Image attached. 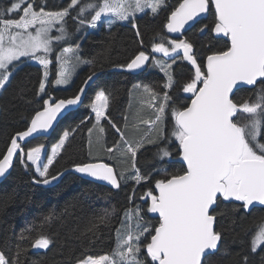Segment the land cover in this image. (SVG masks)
I'll return each instance as SVG.
<instances>
[{
	"label": "snow or ice",
	"instance_id": "1",
	"mask_svg": "<svg viewBox=\"0 0 264 264\" xmlns=\"http://www.w3.org/2000/svg\"><path fill=\"white\" fill-rule=\"evenodd\" d=\"M46 6L47 0H8L0 6V90L11 83L21 58L43 66L37 92L39 107L0 153V177L13 167L14 160L34 173V184L49 185L63 175L52 174L50 169L85 119L63 131L50 153L44 143L33 146L31 140L53 129L58 117L71 112L72 106L82 104L97 75L93 71L71 97L50 94L49 85L69 83L70 58L76 64L81 62L80 45H70L73 33L68 29V19L75 24L76 32L85 27L94 29L98 24L110 29L126 22L135 30L140 47L128 61L115 67L129 73L145 70L146 66L158 68L164 74V90L157 92L144 83L133 85L141 105V114L133 125L141 134L133 138L109 118V95L104 89L96 91L91 99L88 107L94 114L93 127L100 134L97 142L106 131L101 121H107L119 138L113 146L104 148L106 155H96L72 167L76 173L106 182L117 191L131 186L130 206L122 210L111 252L84 256L77 264H208V256L219 251L223 243L224 233L218 223L228 206L233 211L264 206V0H178L164 25L166 33L175 36L160 35L159 41L154 37L150 49L136 24L137 14L146 9L158 14L166 0H69L59 10H46ZM207 15L213 18L211 25L202 24L198 31L211 41L223 40L224 45H210L208 54L198 58L196 45L185 32ZM53 31L58 34L52 35ZM56 45L61 47L53 57ZM53 60L58 76L50 81ZM185 62L192 73L182 91L189 94L190 103L177 107L169 94L176 86L173 66ZM249 87L252 91L247 98L237 97ZM144 109L152 115L144 118ZM141 125L145 126L143 130ZM88 131L91 135L92 129ZM148 151H152L148 163L156 168L154 174L138 166L139 158ZM106 160L126 166L117 169ZM174 163L181 167L169 171ZM136 186H147L138 197L143 204L134 203ZM118 211L115 206L104 209L88 231L98 230L100 224L110 225ZM147 213L155 214V223L145 220ZM55 218V213H49L39 226L22 229L14 253L8 256L0 251V264H24L29 249H49L53 240L44 226ZM260 221L254 232L241 228L234 236L233 243L244 244L248 250L245 253L242 248L234 254L239 258L237 264H252L248 253L264 252V217ZM33 231L37 233L34 237ZM260 261L264 264V255Z\"/></svg>",
	"mask_w": 264,
	"mask_h": 264
},
{
	"label": "trees",
	"instance_id": "2",
	"mask_svg": "<svg viewBox=\"0 0 264 264\" xmlns=\"http://www.w3.org/2000/svg\"><path fill=\"white\" fill-rule=\"evenodd\" d=\"M7 2L8 0H0V6L6 5ZM68 2L69 0H47L46 10H59L67 6ZM177 2L178 0H166V6L161 8L158 14L153 15L148 12L136 19L147 48L150 49L154 37L157 41L160 35L164 34L171 38L166 33L164 25ZM212 19V16L208 15L200 21V24L185 33L186 38L196 45L198 58L208 54L210 45L216 48L224 45L223 40L211 41L209 36L198 31L202 24L211 25ZM68 29L73 33L70 45H81L82 57L91 63L79 72L71 88L56 89L53 83L48 87L50 94L55 98L71 97L83 86L84 81L93 71L99 74V77L90 89L85 103L76 112L67 116L51 137L31 140L33 146L44 143L49 150L58 142L63 131L75 127L81 119H85L86 122L70 135L61 156L57 158L58 162L50 169L52 174L63 172L61 181L54 186L34 184L32 182L34 173L26 171L18 161H15L11 174L0 184V251H4L8 256L15 252L17 237L22 229L29 225L39 226L45 216L55 213L54 221L44 226V231L51 236L53 243L43 252L29 249L23 257L24 264H77V260L84 256L97 257L111 252L115 229L119 227L122 210L130 206L128 195L131 186H123L117 191L84 179L74 172L73 164L91 160L88 130L94 128L95 119L88 105L96 91L104 89L109 95V118L124 131L125 135L133 138L141 134V132L137 133L133 127L135 123L132 124L128 118L133 85L144 83L151 85L157 92L164 90V74L158 68L147 66L143 72L135 74L115 67L128 61L140 47L139 38L130 24L121 23L110 29L106 25L98 24L94 29L85 27L76 32L75 24L69 18ZM156 56L171 63V60L164 58L162 54ZM21 61L18 63L14 78L0 96V153L5 151L10 137L24 128L30 116L34 114V110L39 107L37 92L43 70L31 64L28 59ZM173 67L176 86L169 91V94L179 107L184 103H190L187 93L182 91V86L187 82L192 69L186 62ZM57 76V64L54 60L50 81H54ZM251 91V88L242 89L237 93V97L247 98ZM102 125L106 130L104 144L106 147H111L118 140V134L107 121H103ZM150 161H152V151L145 152L143 157L139 158L138 166L142 171L154 174L156 168L148 163ZM105 162L115 164L111 161ZM115 166L120 168L126 165L116 162ZM180 167L179 163H174L169 167V171H175ZM136 188L137 199L134 203L143 204L138 197L147 190V186H136ZM112 206L120 211L112 217L111 224H100L98 230L88 231L96 218L103 215L104 209L111 210ZM262 217H264V206L250 211L243 209L233 211L232 206L229 205L226 215L218 223V228L224 233L223 243L219 251L207 258L208 264H237L239 258L234 254L240 252L242 248L245 253L248 250L244 244L233 243L234 236L241 232V228H250L254 232ZM144 218L155 223V214L147 213ZM36 234L35 231L32 232L33 237ZM248 254L252 264H261L260 256L264 255V252L258 250L257 253Z\"/></svg>",
	"mask_w": 264,
	"mask_h": 264
},
{
	"label": "rangeland",
	"instance_id": "3",
	"mask_svg": "<svg viewBox=\"0 0 264 264\" xmlns=\"http://www.w3.org/2000/svg\"><path fill=\"white\" fill-rule=\"evenodd\" d=\"M148 12L151 13V11L149 9H146L145 13H138L137 14V19L143 17ZM124 23H126V22H124ZM57 34L58 33H56L55 31H53V33H52V35H57ZM55 47H56V52L53 54V57H54L55 54H58L61 46L56 45ZM72 47H75V46H72ZM79 55L81 57V62L80 63L76 64L75 61L73 59H71V58L69 60V69H68V71L70 73V81H69V83L66 84V85H59V86L54 85L56 89H68V88H71L73 86V84H74L79 72L87 66L88 63H85L84 61H86V60L82 57L81 45H80ZM69 56L71 57L72 54H69ZM53 57H50V58H53ZM23 59H28V58H21V60H23ZM29 62L31 64H33V65H37V66L41 67L42 70H43V66H41L37 61L29 60ZM53 65H54V60H53V64L49 66V71H50L49 80H51L52 75H53ZM73 65H75V66H73ZM2 93H3V90H0V96H1ZM128 112H129L128 118H129V120H131V123L132 124L136 123L138 121L139 115L141 114V105L139 103L138 95L134 91L131 92L130 106H129ZM0 114H1V108H0ZM142 114H143L144 118H148V117H150L152 115V113L149 110H147V109H144ZM102 122L103 121H101V124H102ZM144 127L145 126L141 125L140 126L141 130H143ZM137 133H138V131H137ZM98 135H100V134L98 133V130L96 128H93L91 135H89V137H90L89 145H90V154H91L90 158L91 159H92V157H94L96 155H106V153H104V151H103L104 148L106 147L105 144H104V142H105V133L103 134V138L100 140L99 143L97 142ZM50 149H49V153H50ZM106 161H110V160H106ZM111 162L116 164V162H114V161H111ZM117 169H119V168L117 167Z\"/></svg>",
	"mask_w": 264,
	"mask_h": 264
},
{
	"label": "water",
	"instance_id": "4",
	"mask_svg": "<svg viewBox=\"0 0 264 264\" xmlns=\"http://www.w3.org/2000/svg\"><path fill=\"white\" fill-rule=\"evenodd\" d=\"M208 16V15H207ZM206 16V17H207ZM205 17V18H206ZM204 19V18H203ZM203 19H201L200 21H202ZM187 27V26H186ZM192 29V28H191ZM191 29H188L186 32H188L189 30H191ZM185 32V33H186ZM171 37H173V36H175V34H169ZM146 68H147V66H146ZM144 70H138L137 72H135V74H139V73H141V72H143ZM98 77H99V74H97L96 75V77H94V79H93V81L92 82H90V86L87 88V90H86V95L85 96H83L82 97V101H83V103L82 104H80L79 106H72V111L71 112H69V113H67V114H65V115H63V117L61 118V117H58V120L56 121V122H54V125H53V129H49L48 130V132L47 133H45L44 135H42V136H40L39 138H49V137H51L52 136V134L54 133V131L56 130V128L58 127V125L67 117V116H69L70 114H72V113H74V112H76L84 103H85V101H86V97H87V95H88V93H89V91H90V89L92 88V86L94 85V83L96 82V80L98 79ZM250 88V87H249ZM187 97H189V94H187ZM33 140V139H32ZM15 161L16 160H14V163H15ZM13 163V164H14ZM12 169H13V167L12 168H10L9 169V171L5 174V176H3V177H0V184H2L7 178H8V176L11 174V172H12ZM75 172V171H74ZM76 173V172H75ZM76 174H78L79 176H81L82 178H84V179H87V180H89V181H91V182H95V183H98V184H101V185H104V186H107V187H109L110 189H112L111 188V186L110 185H107L106 184V182H100V181H95L94 180V178H90V177H87V176H85L84 174H79V173H76ZM63 176H64V174L57 180V181H53L52 183H50L49 185H44V186H54V185H56V184H58L60 181H61V179L63 178ZM256 207H263V206H259V205H257V206H255V207H253V208H256ZM253 208H251V209H253ZM220 247V246H219ZM34 251L35 252H43V251H46V250H36V249H34ZM217 252V251H216ZM215 252V253H216ZM214 254V253H213ZM209 257V256H208Z\"/></svg>",
	"mask_w": 264,
	"mask_h": 264
}]
</instances>
